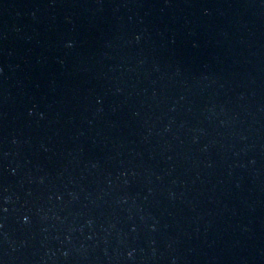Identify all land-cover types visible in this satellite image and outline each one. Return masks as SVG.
<instances>
[{
  "label": "water",
  "instance_id": "water-1",
  "mask_svg": "<svg viewBox=\"0 0 264 264\" xmlns=\"http://www.w3.org/2000/svg\"><path fill=\"white\" fill-rule=\"evenodd\" d=\"M0 264H264V0H0Z\"/></svg>",
  "mask_w": 264,
  "mask_h": 264
}]
</instances>
